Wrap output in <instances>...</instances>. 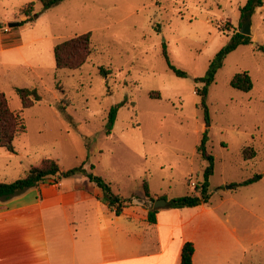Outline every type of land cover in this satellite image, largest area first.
<instances>
[{
  "label": "rangeland",
  "instance_id": "rangeland-1",
  "mask_svg": "<svg viewBox=\"0 0 264 264\" xmlns=\"http://www.w3.org/2000/svg\"><path fill=\"white\" fill-rule=\"evenodd\" d=\"M246 1L62 0L44 10L39 0H0V92L11 110L22 111L25 125L15 153L0 148V179L15 181L50 158L63 170L84 164L128 201L137 202L146 182L171 209L170 199L192 190L188 179H202L206 162L197 146L207 132L206 150L215 160L212 201L226 198L223 207L235 214L238 205L251 207L254 226H260L264 177L250 186L232 184L264 175V53L257 49L264 46V7L249 19L252 45L228 54L208 88L207 120L198 95L202 84L194 81L241 29ZM29 3L33 20L25 21L20 10ZM86 32L92 42L87 62L57 69L54 46ZM164 46L186 77L168 68ZM242 71L252 79L249 92L230 86ZM15 88H35L41 100L23 109ZM116 104L107 134V114ZM259 248L246 264H264Z\"/></svg>",
  "mask_w": 264,
  "mask_h": 264
},
{
  "label": "crops",
  "instance_id": "crops-1",
  "mask_svg": "<svg viewBox=\"0 0 264 264\" xmlns=\"http://www.w3.org/2000/svg\"><path fill=\"white\" fill-rule=\"evenodd\" d=\"M150 194L154 201L165 196ZM102 197L95 183L78 175L0 198V264H180L186 242L194 248L193 264H246L264 247V217L255 227L251 207L241 204L240 213H231L224 197L157 208L155 223L147 220L154 203L143 195L124 201L118 216Z\"/></svg>",
  "mask_w": 264,
  "mask_h": 264
},
{
  "label": "trees",
  "instance_id": "trees-1",
  "mask_svg": "<svg viewBox=\"0 0 264 264\" xmlns=\"http://www.w3.org/2000/svg\"><path fill=\"white\" fill-rule=\"evenodd\" d=\"M44 10L57 5L62 0H39ZM264 7V0H247L244 6L240 9L241 25L247 19H250L254 12ZM20 14L26 19L25 21L33 20L32 3H29L20 10ZM1 27V24H0ZM240 45H252L250 36H246L239 32L233 33L229 40L220 48V50L209 61L206 72L201 77H195L196 83L202 84L199 91L201 96L200 107L205 111V119L207 120L206 97L208 88L215 82V75L219 69L222 68L224 60L228 54L235 51ZM257 49L264 53V46L258 45ZM54 61L57 69L76 70L81 68L88 60L92 53L91 33L86 32L66 39L53 48ZM163 56L168 68L179 77H186V73L176 68L169 60L165 46L163 47ZM100 74L106 76L109 74L108 69H101ZM230 86L242 92H249L253 88L252 79L247 71L237 72L230 79ZM15 92L19 97L22 108L26 109L33 106L36 102L41 100V97L35 88H15ZM120 104L112 106L107 114V128L106 133L110 134L116 120V115ZM25 132V125L22 117V111L11 110L8 105V100L3 92H0V148L5 149L11 153H15L14 140L17 136ZM208 141L207 132H204L200 143L197 146V154L206 162V166L202 172V179L197 182L187 180L188 186L194 182L195 186L186 195L175 197L168 201V207L172 209H181L195 207L202 204H208L212 198V193L209 191V179L214 172V156L207 153L206 143ZM253 156V152H250ZM84 176L91 182L95 183L103 193L102 200L111 207H114L115 215H120L123 209V200L119 195H115L112 188L105 179L101 176L94 175L87 171L84 164L76 167L63 170L58 164L57 160L50 158H43L36 166H31L24 177L12 182H0V198L8 199L12 196L18 195L27 189L37 187L46 179L62 180L74 176ZM264 175L256 173L251 177L232 184L234 187H244L258 182ZM143 195L148 198L151 203H154V198L150 194L149 186L146 182L142 183ZM159 199H165V196ZM157 209L148 211L147 220L150 223H155V215ZM194 248L192 243L186 242L183 244L180 253V264H193L192 256Z\"/></svg>",
  "mask_w": 264,
  "mask_h": 264
},
{
  "label": "water",
  "instance_id": "water-1",
  "mask_svg": "<svg viewBox=\"0 0 264 264\" xmlns=\"http://www.w3.org/2000/svg\"><path fill=\"white\" fill-rule=\"evenodd\" d=\"M17 24H9V26H16ZM240 33L246 36H250V20L247 19L240 29ZM167 205V201L165 199H157L154 201L153 208H161Z\"/></svg>",
  "mask_w": 264,
  "mask_h": 264
},
{
  "label": "built area",
  "instance_id": "built-area-1",
  "mask_svg": "<svg viewBox=\"0 0 264 264\" xmlns=\"http://www.w3.org/2000/svg\"><path fill=\"white\" fill-rule=\"evenodd\" d=\"M194 186H195V183H194V182H192V183H191V187H194Z\"/></svg>",
  "mask_w": 264,
  "mask_h": 264
}]
</instances>
